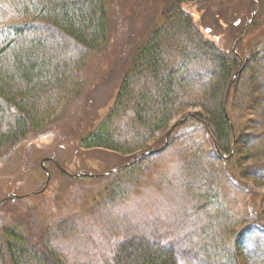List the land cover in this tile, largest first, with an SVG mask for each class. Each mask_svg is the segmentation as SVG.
Returning <instances> with one entry per match:
<instances>
[{"label":"trees","instance_id":"1","mask_svg":"<svg viewBox=\"0 0 264 264\" xmlns=\"http://www.w3.org/2000/svg\"><path fill=\"white\" fill-rule=\"evenodd\" d=\"M198 1L170 9L110 113L80 144L136 161L111 173L116 180L100 203L48 226L38 207L25 216L13 201L1 212L14 213L16 227L0 229V264H250L242 244L250 224L221 196L225 181L264 174V49L242 51L240 68L238 55L209 39L182 7ZM2 14L16 21L0 28V160L81 91L108 28L106 0H0ZM241 110L254 112L263 131V148L247 155L234 129ZM205 134L213 161L204 155ZM15 182L2 180L6 188ZM252 206L253 223L264 226V211Z\"/></svg>","mask_w":264,"mask_h":264},{"label":"rangeland","instance_id":"2","mask_svg":"<svg viewBox=\"0 0 264 264\" xmlns=\"http://www.w3.org/2000/svg\"><path fill=\"white\" fill-rule=\"evenodd\" d=\"M178 1L106 0V40L100 50L89 56L81 91L62 104L52 122L40 131L30 133L20 148L0 160V201L10 196L23 197L35 193L26 198L9 199L0 207V213L18 200L19 204L15 206H20L22 215L34 213L33 209L37 207L42 215L47 213L50 219L45 222L41 215L44 221L41 222L48 226L52 219L56 222L60 218L84 214L82 211L89 206L101 202L107 186L116 180L109 173L128 164V157L99 149L85 150L80 144L110 113L121 85L135 67L139 54L163 27L167 13ZM182 7L196 18L198 26L209 39L221 44L227 53L233 51L237 54L240 64L241 61L244 63L240 55L242 51L243 55H249L254 50L264 49V0H255L254 7L253 0H199ZM253 8L255 18L246 26L252 19ZM15 21L13 15L2 14L0 28ZM195 110L190 109L188 113L192 114ZM187 119L181 120V124ZM176 123L173 122L171 128ZM234 123L240 140L239 151L247 155L263 148L262 125L254 112L241 110L235 113ZM202 144L206 160L213 161L216 157L207 134L203 135ZM44 159L55 160L75 177L60 169L58 171L55 162L47 161L44 164L51 179L43 190L48 180L42 166ZM249 176L254 178L242 181V184L225 181L221 202L238 215L239 220L250 224L242 239L243 257L250 264H264V226L253 223L256 217L252 206L255 203L258 211H264V174L252 173ZM8 179L17 182L6 188L2 180ZM261 216L264 223V214ZM14 217V213H9L8 217L1 213L0 229L4 225L7 229L16 227ZM33 239L41 241L42 236L36 233Z\"/></svg>","mask_w":264,"mask_h":264},{"label":"water","instance_id":"3","mask_svg":"<svg viewBox=\"0 0 264 264\" xmlns=\"http://www.w3.org/2000/svg\"><path fill=\"white\" fill-rule=\"evenodd\" d=\"M254 6H255V0H253V7H254ZM255 15H256V13H255V9L253 8L252 19L247 23L246 26H248V24H250V23L254 20ZM243 64H244V63L241 61L240 68L243 66ZM237 75H238V72H236V74L234 75V77H233V79H232V81H231V84H230V86H229L228 93H227V97H226V103H227V99H228V96H229V91H230L231 85H232V83H233V81H234V79L236 78ZM226 103H225V104H226ZM182 122H183V121H181L179 124H181ZM175 126H176V124L174 125V127H175ZM169 135H170V133H169L168 136H167V144H168ZM234 136H235V134H234ZM167 144H166L165 146H167ZM235 145H236V138H234V144H233V148H232L233 150H234V148H235ZM215 147H216V149H217V151H218V148H217V144H216V143H215ZM163 150H164V147H163L162 149H160V150L149 151V152L143 153V154L140 155V157H139L137 160H140L141 158H144V157L147 156V155H156V154H159V153L162 152ZM233 150H232L231 154L233 153ZM47 161H53V162H55L56 165L58 166V168H59L61 171H63L64 173L68 174V175L71 176V177H75V175H71V174H69L67 171H65L63 168H61L55 160H53V159H44V160L42 161V166L44 167V169H45V171H46V173H47L48 180L46 181V184H45V187H44L43 190H45V189L47 188V186H48V184H49V182H50V179H51L50 172L45 168V164H44V163L47 162ZM135 161H136V160L132 161L131 163H129V164L123 166V167H120V168L117 169V170H121V169H123V168H125V167H128L129 165L133 164ZM117 170H115V171H117ZM113 172H114V171H113ZM111 173H112V172H110L109 174H111ZM43 190H42V191H43ZM33 194H35V193L29 194V195H26V196H23V197H19V196H16V195H15V196L7 197V198L3 199V200L0 202V207H1L5 202H7L9 199H20V198H26V197H29V196H31V195H33Z\"/></svg>","mask_w":264,"mask_h":264}]
</instances>
